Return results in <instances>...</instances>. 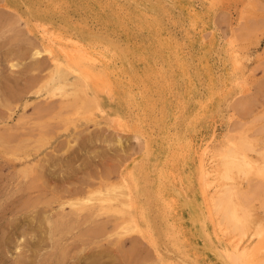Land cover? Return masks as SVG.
<instances>
[{"label":"bare ground","instance_id":"obj_1","mask_svg":"<svg viewBox=\"0 0 264 264\" xmlns=\"http://www.w3.org/2000/svg\"><path fill=\"white\" fill-rule=\"evenodd\" d=\"M8 1L31 13L63 14L65 25L50 22L43 29L45 50L55 66L46 93L60 95L72 106L80 104V115L89 117L94 108L106 107L108 91L135 107L133 127L153 136L159 125L164 165L159 166L154 190L172 250L162 247L155 236V221L132 165L125 166L122 183L117 179L100 181L96 189L76 188V200L63 201L62 208L67 204L78 215L86 209L90 217L107 215L117 238L134 233L145 238L159 264H264V206L253 203L248 193L252 188L255 195L264 188V146H259L253 129L238 133L229 118L220 128L211 113L220 90L234 96L245 89L236 70L249 57L240 55L227 38L220 40L216 22L222 10L229 9L227 2L235 0ZM72 10L80 11L78 26L90 21L113 24L125 50L110 48L95 35L75 34L67 25L73 23ZM166 18L182 20L188 44ZM214 46L224 56L223 82L213 64ZM37 54L41 51L35 50ZM73 120L66 117V129ZM119 120L123 128L132 127L122 114ZM253 181L263 185L255 188Z\"/></svg>","mask_w":264,"mask_h":264},{"label":"rangeland","instance_id":"obj_2","mask_svg":"<svg viewBox=\"0 0 264 264\" xmlns=\"http://www.w3.org/2000/svg\"><path fill=\"white\" fill-rule=\"evenodd\" d=\"M227 3L229 9L222 10L217 16L221 20H216L220 40L227 38L249 60L241 61L242 68L236 70L244 92L227 96L228 90H220L214 97L213 121L222 128L229 118L238 133L254 130L252 135L264 146V0ZM72 14L73 23L67 25L75 34L95 35L111 44L108 47L125 50V41L113 24L90 21L78 26L80 11L72 10ZM166 19L188 44L182 20ZM50 22L66 24L62 13H31L20 3L0 0V264H159L154 247L145 238L136 233L117 238L107 215L90 217L88 209L78 215L67 204L62 208L63 201L76 200V188L96 189L100 181L117 179L122 183L125 166L132 165L155 221V236L162 247L171 248L154 190L159 166L164 165L159 125L155 124L154 137L133 127L135 107L108 91L106 107L94 108L89 117L80 115V104L72 106L60 95L46 93L55 76L43 39V29ZM35 50L41 54L34 55ZM219 51L213 47V64L218 81L223 82L224 56ZM121 114L131 128L119 125ZM67 116L74 118L68 129ZM239 125L243 126L239 129ZM260 184L255 181L253 185ZM253 190L248 189L252 202L264 206V188L255 195Z\"/></svg>","mask_w":264,"mask_h":264}]
</instances>
